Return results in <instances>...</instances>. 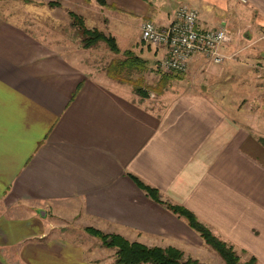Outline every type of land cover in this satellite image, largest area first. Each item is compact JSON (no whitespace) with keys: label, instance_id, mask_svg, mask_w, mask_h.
Wrapping results in <instances>:
<instances>
[{"label":"crops","instance_id":"crops-1","mask_svg":"<svg viewBox=\"0 0 264 264\" xmlns=\"http://www.w3.org/2000/svg\"><path fill=\"white\" fill-rule=\"evenodd\" d=\"M3 1L0 264H117L115 249L87 227L226 264L134 177L194 213L241 262L264 264V0ZM24 1L34 12H75L115 36L120 53L106 65L133 50L147 69L129 75L148 95L97 58L89 63L67 31L26 20ZM184 3L198 10L201 30H226V58L195 55L164 84L168 50L144 44L141 29L146 20L170 24Z\"/></svg>","mask_w":264,"mask_h":264},{"label":"trees","instance_id":"trees-1","mask_svg":"<svg viewBox=\"0 0 264 264\" xmlns=\"http://www.w3.org/2000/svg\"><path fill=\"white\" fill-rule=\"evenodd\" d=\"M96 1L101 5L106 4V0ZM70 14L74 19L73 24L79 28L81 42L84 48L88 49L96 46L100 42H105L111 51L120 53L115 36L98 28H89L82 15L75 12H70ZM124 56V58L111 61L107 66V73L120 82H134V90L141 96H147L148 91L140 84L139 80H133L129 75V72L133 69L139 71L146 70L147 61L131 49L124 51ZM159 72L161 73V80L164 84L169 79L181 78L182 74H184L182 72ZM160 85L159 83V85L156 87L153 86L152 88H160ZM134 178L137 184L154 200L165 203L169 209L185 217L189 224L200 232L205 241L224 259L226 264H258L254 257H251L245 262H241L240 256L233 246L215 236L207 226L197 219L194 213L182 206L164 202L161 199L160 192L156 188L145 184L137 177ZM86 231L98 237L105 247L115 249V262L117 264H201L197 259L191 257L185 258L184 253L176 247H151L140 242H132L120 234L106 233L92 227H87Z\"/></svg>","mask_w":264,"mask_h":264},{"label":"built area","instance_id":"built-area-1","mask_svg":"<svg viewBox=\"0 0 264 264\" xmlns=\"http://www.w3.org/2000/svg\"><path fill=\"white\" fill-rule=\"evenodd\" d=\"M141 39L149 45L167 48V55L159 63L162 71L185 73L192 57L198 54L223 63L226 57L221 47L228 40V33L224 28L201 30L198 10L184 3L178 7L170 24L164 27L146 20L142 25Z\"/></svg>","mask_w":264,"mask_h":264},{"label":"rangeland","instance_id":"rangeland-1","mask_svg":"<svg viewBox=\"0 0 264 264\" xmlns=\"http://www.w3.org/2000/svg\"><path fill=\"white\" fill-rule=\"evenodd\" d=\"M3 2L5 4H12V5L14 4L13 3L14 0H7V1H3ZM34 4L35 3H33V1H31L30 3H28L26 1V4H25V1H24V3L22 5H19V6L23 7V9L21 8V10H20V14H22L26 20H28V21L38 20L42 24V28L46 29V30L49 29L50 25H52L51 26L52 28L67 31L69 33L71 39L73 40V43L75 45H77L78 48H84L82 46L81 34L79 31V28L73 24L74 19L69 14L70 11L66 12V10L60 9L54 13V12L46 11V10L42 11L43 7H39V8H41V12H36V11L34 12L33 11V9H34L33 7L35 6ZM19 6H17V7H19ZM36 10L38 11V7L36 8ZM95 20H96V18L90 19V20L88 19V22H87L88 25L92 26ZM111 27L113 28L112 21H111ZM144 44H147V43L144 42ZM97 45L91 49L85 50L84 54H85V56H88V62L89 63H92L93 60L98 59L99 61H95V63L98 62L102 68H106L108 66V65H106V63L109 62L108 60L110 59V55H112L113 52L108 48V46L105 42H100ZM149 46H151V45H149ZM133 80L138 81L139 78L137 76H135V77H133ZM77 231H79V233L81 234V228H77ZM84 238H86V237H84Z\"/></svg>","mask_w":264,"mask_h":264}]
</instances>
